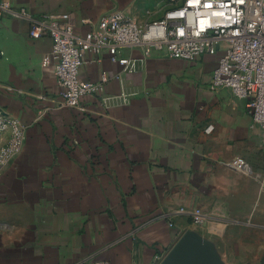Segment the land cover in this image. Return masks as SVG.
<instances>
[{
    "label": "crops",
    "instance_id": "crops-1",
    "mask_svg": "<svg viewBox=\"0 0 264 264\" xmlns=\"http://www.w3.org/2000/svg\"><path fill=\"white\" fill-rule=\"evenodd\" d=\"M33 19L68 15L79 37L105 15L159 20L167 0H4ZM0 14V112L24 129L0 167V264H160L193 232L221 264H264V135L247 101L213 90L220 54L194 62L141 49L86 52L97 85L59 107L48 36ZM102 76L106 81L102 82ZM11 140L0 136V147ZM235 158L246 168L225 166Z\"/></svg>",
    "mask_w": 264,
    "mask_h": 264
},
{
    "label": "built area",
    "instance_id": "built-area-1",
    "mask_svg": "<svg viewBox=\"0 0 264 264\" xmlns=\"http://www.w3.org/2000/svg\"><path fill=\"white\" fill-rule=\"evenodd\" d=\"M167 4L161 19L146 23L122 12L105 15L83 37L76 34L68 15L33 19L23 9L13 10L4 0H0V14L28 20L32 38L50 37L52 49L43 56L42 64L53 62L61 88L59 107L78 108L80 98L97 89V85L83 82L78 76L86 52L99 55L105 51L113 63L129 72L134 71L136 61L122 58L120 51L124 49H141L145 57L163 53L167 58L188 62L220 54L212 74V89L246 100L253 124L264 135V0H167ZM6 131H10L11 140L0 147V167L24 145L20 123L0 112V136ZM225 166L237 171L246 168L240 158ZM260 187L264 190V173Z\"/></svg>",
    "mask_w": 264,
    "mask_h": 264
},
{
    "label": "water",
    "instance_id": "water-1",
    "mask_svg": "<svg viewBox=\"0 0 264 264\" xmlns=\"http://www.w3.org/2000/svg\"><path fill=\"white\" fill-rule=\"evenodd\" d=\"M160 264H221L211 246L193 232L185 233Z\"/></svg>",
    "mask_w": 264,
    "mask_h": 264
}]
</instances>
